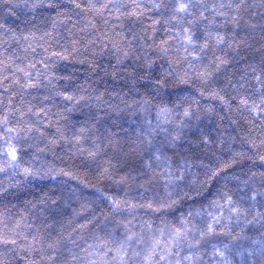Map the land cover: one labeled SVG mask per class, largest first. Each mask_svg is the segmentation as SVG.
<instances>
[{
	"label": "snow or ice",
	"instance_id": "obj_1",
	"mask_svg": "<svg viewBox=\"0 0 264 264\" xmlns=\"http://www.w3.org/2000/svg\"><path fill=\"white\" fill-rule=\"evenodd\" d=\"M4 6L13 16L16 15L13 9L55 12L50 18L52 31L44 32L40 40L52 37L58 27L70 24V35L74 29L86 39L85 50L98 45L100 51L105 52L110 47L117 65L133 59V79L151 78L157 60L162 61L159 65L162 72L154 81L157 93L163 92L171 82L173 87L194 88L199 98L178 95L175 101L160 99L154 104V96L144 95L140 101H135L145 116L128 151H124L120 141L112 139L115 134L97 135L99 130L95 124L71 121V112L86 97L59 91L52 84L53 75L47 77L45 85L41 72L36 70L39 64L45 72L50 71L44 59L32 63L27 55L9 54L11 45L7 40L0 41V49H3L0 51V86L9 80L4 73H12L11 83L6 86L7 101L0 98V173L11 172L27 182L51 180L61 185L76 182L71 191L94 188L110 209L101 210L84 224H77L79 229L89 225L94 229L92 243L80 247L79 252L67 248L62 233L52 236L49 231L45 235L35 224L26 221V215L15 219L0 213L3 226L0 246L7 249L0 254V264H18L19 261L23 264H264V233L259 238L234 237L235 242L228 244L213 243L210 239L217 236V227L223 228L225 221L247 219L251 212L264 221V211H261L264 209V171L252 172L241 182L242 189L237 185L233 190L229 184L240 178L228 173L247 153L233 152L230 161L217 158L218 166L212 167L177 150V145L193 129L199 133L193 141L197 146L211 150L214 143H225L222 137L213 138L200 127L205 120L211 122L213 115L224 118L215 106V102H219L221 109L242 117L250 133L259 129L246 143L264 168V154H261L264 152V55L258 62L246 64V71L236 76L227 72L229 61L217 54L226 47L236 46L235 34L242 24L250 31L258 29L264 36V0H69L68 7L60 0H5ZM150 12L161 16L164 24L169 25L168 39L155 42V25L160 20H153V42L148 47L154 52L144 54L133 44L144 38L131 28L123 31V22L139 21ZM245 17L257 19L258 23L252 24ZM0 34L17 44H26L27 47L21 49L24 53L36 52L35 33H17L0 23ZM80 43V40L72 41L73 52L79 51L75 45ZM36 46L48 52L43 44ZM50 55L67 59L62 52ZM17 60L27 63L21 67ZM33 70H36L35 76ZM137 72L143 74L137 77ZM41 88L49 92L43 97L45 106L25 100L32 90ZM55 97L74 102L73 106L60 109L52 103ZM13 98L19 99V105ZM54 107L56 112L52 111ZM153 109L155 123L149 118ZM61 145H67L69 151L95 164L93 179L96 183L89 181L88 173L58 167L54 160L47 159V153L55 158L56 149ZM129 155L137 157L139 163L125 170ZM247 158L253 159L252 156ZM193 166L205 168L206 179L189 180ZM14 178L10 176L9 187ZM213 181L217 184L214 192L210 188ZM103 182L115 186L114 190L110 189L113 194L96 187ZM20 183L21 180H16V184ZM142 188L154 192L151 199L133 195ZM6 191L0 188V192ZM189 192L195 195L190 196ZM50 199L41 203L47 204ZM51 203L55 205L57 201L51 200ZM88 207L84 203L81 210ZM51 227L44 225L46 230ZM68 239L79 247L71 235ZM64 248H67V256L61 259ZM8 256L12 259H7Z\"/></svg>",
	"mask_w": 264,
	"mask_h": 264
},
{
	"label": "trees",
	"instance_id": "obj_2",
	"mask_svg": "<svg viewBox=\"0 0 264 264\" xmlns=\"http://www.w3.org/2000/svg\"><path fill=\"white\" fill-rule=\"evenodd\" d=\"M60 2L65 7L69 5V0H60ZM4 5L5 0H0V23L7 24L16 30L17 33L23 32L25 35H28L30 32L35 33L37 38L33 42L36 52L24 53L21 49L27 47L26 44L23 42L17 44L9 39L7 35L0 34V41L7 40L8 44L11 45L9 54L15 53L16 56L20 57L27 55L28 60L32 63L44 59V62L49 65L50 71L45 72L39 64H37L36 70L41 72V80L45 85L48 84L47 77L53 75L52 84L59 91L67 92L77 97L81 95L86 97L71 112V121L79 122L80 124H84L85 122L95 124L99 130L96 133L97 135L107 136L109 133L115 134L112 136V139L119 140L124 151H128V146L135 139V133L139 130L145 116L139 105L134 103L135 101H140L144 95L154 96V104L158 103L160 99L175 101L178 95H191L199 98L194 88H190L188 85L173 87L171 82L168 83L167 88L163 92L157 93L154 81L159 78V74L162 72V69L159 67L163 63L162 61L157 60L156 70L151 78L144 80L133 79V70L135 68L133 59L126 61L123 65H117L110 47L105 52H101L98 45L89 46L85 50L84 44L86 43V39L83 37V34L76 32L74 29L72 30L73 35H70V24L58 27L52 33V37H45L44 40H40L39 37L44 32L52 31L50 18L55 16V12L47 9H39L35 12L29 9H13V11H16V15L13 16L7 13ZM74 19H78V17H74ZM245 19L252 24L258 23L257 19H251L250 17H245ZM153 20H160V23L155 25L154 33L155 42L158 44L160 40L168 39L166 29L169 25L164 24L161 16L150 12L148 16L141 18L139 21L129 22L125 20L123 22V31L127 32L131 28L138 36L144 38L143 40L133 42L137 49L144 54H152L154 52V49L148 47L153 42ZM235 35L236 46L233 48L226 47L217 54L223 55L229 61L227 72L239 76L246 71V64L258 62L260 57L264 55V36L261 35L258 29L256 31L247 30L243 24ZM73 40L81 41L80 44L75 45L79 49L77 52H73ZM37 44H43V47L47 48L48 52H45L41 47H37ZM0 51H3V49H0ZM52 52H62L67 59L53 57L50 55ZM153 58L155 57L153 56ZM81 61L84 62L81 63ZM89 61H93V63H89ZM16 63L24 67L27 61L17 60ZM164 68H167L166 63H164ZM36 70H33L34 76ZM142 74L137 72L136 76L138 77ZM4 75L9 76V80L5 82L4 86H0V98L7 101L9 92L6 91V86L11 83L12 73L5 72ZM181 88L184 91H180ZM46 95H49L47 88L32 90L25 96V100L43 107L45 104L42 101ZM34 97L35 99H33ZM13 100L14 103L19 105V99L13 98ZM52 103L63 109L64 107L71 108L74 102H66L62 97H55ZM218 103L215 102L217 112L224 118L220 119L219 116L213 115L211 122L205 120L200 127L204 128L206 133H211L213 138L217 136L222 137L225 143L223 145L214 143L211 150L197 146L193 141L198 137L199 133L193 129L177 145V150L181 154H187L190 159L198 158L203 161L204 165H211L212 167L218 166L217 158L223 161H230L233 152H245L247 156H252L253 159H248L247 156L240 158L228 173L229 176L236 175L240 178L239 181H232L229 184V188L236 190L237 185H239V188L242 189L243 184L241 182L246 180L252 172L259 173L264 171V168L260 167L261 161L256 158L254 151H249L246 143V139L249 136H255L259 129L257 128L255 132L250 133L249 126L242 117L235 113L229 114L228 110L221 109ZM48 106L51 107V105ZM52 111L56 112L57 108H52ZM154 116L155 112L153 109L149 115V118L153 119V123H155ZM232 121H237V123H232ZM232 137L235 139L232 140ZM40 147H43V145H40ZM261 154H264V152ZM47 159L54 160L58 167H64L69 170L75 168L81 173H88L89 181L96 183L93 179L95 164L69 151L67 145L57 147L55 158L52 156V153H47ZM138 163L137 157L129 155L125 170H127V167H134ZM191 172L192 176L188 177L189 180L196 178H199V180L206 179V169L203 167L193 166ZM10 176L15 177L11 181V187H9ZM16 180H21V183L19 185L16 184ZM75 186L76 182H70L68 185H61L58 181L54 182L51 180H33L27 182L14 173L9 172L7 175L0 173V188L7 189L6 192H0V213H4L9 218L15 219H19L21 215H26V221L35 224L41 231L45 232V235L49 231L52 236L62 233L67 248L79 252L80 247L92 243L91 235L94 229L91 225L86 229H79L76 227L77 224H84L93 215H99L101 210L109 211L110 209L94 188L84 191H71ZM96 187L103 188L110 195L113 194L110 189H115L114 185L107 182L97 183ZM216 187V182H211L210 188L213 192ZM240 194L243 193H237V195ZM133 195L137 197L143 195L151 199L154 192L150 188L147 191L142 188L134 192ZM189 195L194 196L195 193L189 192ZM49 197L51 199L48 200L47 204L41 203L42 200ZM51 200H56L57 203L53 205ZM204 202L206 203V200ZM84 203H87L89 207L86 210H81V205ZM187 206V204L184 205L185 208ZM261 211H264V209H261ZM45 224L52 225L51 229L46 230L44 228ZM112 226L110 225V227ZM2 227L0 225V229ZM73 228H76L75 232H73ZM120 231H123V229L121 228ZM216 231L217 236L210 239L213 243L217 244H228L230 241L234 243V237L259 238L260 234L264 233V221L255 218V212H251L247 216V219L241 217L239 221L236 219H233L230 223L225 221L224 227H217ZM229 232L231 233L230 235L228 234ZM69 235H71V239L76 240L79 247L70 243L68 239ZM67 248L61 250V259L67 256ZM208 251H211V247L208 248ZM6 252L7 249L0 246V254ZM35 258L39 259V256ZM7 259L11 260L12 257L8 256ZM18 264H23V261H19Z\"/></svg>",
	"mask_w": 264,
	"mask_h": 264
}]
</instances>
